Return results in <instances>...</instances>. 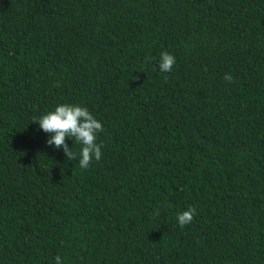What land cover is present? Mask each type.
<instances>
[{"label":"trees","instance_id":"trees-1","mask_svg":"<svg viewBox=\"0 0 264 264\" xmlns=\"http://www.w3.org/2000/svg\"><path fill=\"white\" fill-rule=\"evenodd\" d=\"M59 104L103 125L87 169ZM58 255L264 264V0H0V264Z\"/></svg>","mask_w":264,"mask_h":264},{"label":"clouds","instance_id":"clouds-1","mask_svg":"<svg viewBox=\"0 0 264 264\" xmlns=\"http://www.w3.org/2000/svg\"><path fill=\"white\" fill-rule=\"evenodd\" d=\"M176 58L174 55L163 52L161 54L159 69L161 72H170L173 69ZM224 79L232 82V76L225 74ZM39 124V128L49 133L46 143L56 149L63 148L67 160L76 159V153L66 142V139L73 140L79 144V166L87 169L93 160L99 161L102 156L101 144L97 143V134L103 131L101 121L96 119L87 107L73 104H59L53 111L33 120ZM195 207L177 215V222L180 228L190 224L196 214ZM55 264H62L61 257H55Z\"/></svg>","mask_w":264,"mask_h":264}]
</instances>
